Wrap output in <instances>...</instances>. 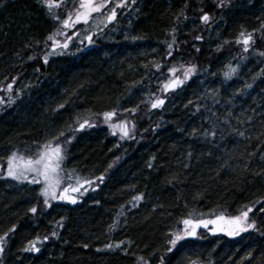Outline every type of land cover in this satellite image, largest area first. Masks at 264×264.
Segmentation results:
<instances>
[{
    "label": "trees",
    "instance_id": "obj_1",
    "mask_svg": "<svg viewBox=\"0 0 264 264\" xmlns=\"http://www.w3.org/2000/svg\"><path fill=\"white\" fill-rule=\"evenodd\" d=\"M127 2L99 32L79 22L63 35L40 0L0 4V234L8 232L0 264H264V0ZM77 4L62 0L53 12L63 19ZM202 11L213 20L200 21ZM75 28L68 49L45 61L49 33L63 39ZM241 30H255L248 50L235 42ZM189 63L195 71L165 92L164 81ZM157 96L164 103L152 107ZM77 117L89 124L76 128ZM121 119L127 136L111 130ZM58 131L73 136L61 168L89 183L75 202L44 206L40 182L4 176V158L13 149L34 154ZM249 203L256 228L234 236L198 230L169 243L189 214L235 215ZM38 234L48 239L38 251L26 248Z\"/></svg>",
    "mask_w": 264,
    "mask_h": 264
},
{
    "label": "snow or ice",
    "instance_id": "obj_2",
    "mask_svg": "<svg viewBox=\"0 0 264 264\" xmlns=\"http://www.w3.org/2000/svg\"><path fill=\"white\" fill-rule=\"evenodd\" d=\"M4 0H0L2 4ZM226 0H217V7H221ZM40 3L45 7V10L49 12L50 15L56 20L59 21V24L63 26L60 35H63L64 31H67L69 28H73L75 24L79 22H84L85 25L91 23L92 31L99 32V24H108L110 21H113L117 16L118 8L127 10L132 7L131 3H128L127 0H79L77 6L67 12L63 19L53 12V9L59 7L62 3V0H40ZM187 5V0H185V6ZM182 13H177L181 15ZM199 20L207 24L208 21L213 20V15L209 11H202L199 16ZM79 28L75 30L63 39H57L54 33H49L48 39L51 40L49 52L43 54V59L48 60L50 54H54L56 51H63L68 49L69 43L73 36L79 32ZM92 31L87 33L89 40L92 37ZM173 33L176 32V28L171 29ZM253 31L249 30L246 34L243 30L234 38L237 44L242 43L244 50H248L251 47V43L254 42ZM197 40L202 39L201 36L195 37ZM173 40L176 39L175 36L172 37ZM178 46V45H177ZM173 44L168 43L167 48L171 49ZM166 55H171L170 52ZM260 55H264V51L260 52ZM31 58V57H29ZM156 68L160 67V64L155 65ZM183 74L173 75L170 79L164 81V91L167 92L170 89H175L179 84H182L185 79H187L193 71L196 69L195 64L182 65ZM230 71L225 72V76H229L232 71H235L237 65L231 64L228 66ZM168 73L175 74L177 68L175 66L167 68ZM5 85L0 84V88H4ZM7 90H9L8 102L15 99L14 96L10 95V90L13 88L11 82L6 85ZM19 93L20 89L15 90ZM239 91V89H237ZM0 101H3V97H0ZM164 103L163 96H157L155 99L150 101L152 107H156ZM57 107H60L58 105ZM121 111H127L126 109H121ZM132 112L136 111V108H131ZM116 109L107 110L103 112L105 118H111L114 116ZM251 119V117H249ZM78 122L76 123V128H83L89 124L88 119H81L77 117ZM92 123H95L93 120ZM111 130L116 132L119 128L120 133L123 136L129 134V126L125 119L117 120L115 123L110 124ZM193 133L196 132V129L192 130ZM207 134V133H206ZM241 135L244 133L241 132ZM61 138V140H58ZM73 138L72 135H68L64 138V132L58 131L55 136H50L47 140H44L42 144L38 145L37 151L34 154L25 155L22 152H18L13 149L4 159L6 160V170L2 172L4 176L14 177L16 180H28V181H39L40 187L38 189L39 194L43 196V205L47 206L50 203V200H66L75 202L80 198L82 191L81 185L88 184L89 181L83 179L79 175L73 174V170H68V173L65 174L64 170L61 168V163L64 160L65 150L64 146L68 141H71ZM62 141V142H61ZM264 156V153H261ZM247 167V165H245ZM101 177L103 173L100 174ZM91 179L95 180L96 177ZM141 198V194L137 193L136 197L133 199ZM260 201H264V196L259 198ZM256 207L254 204H247L244 206L242 211H239L235 215H225L224 212H220L218 215H213L211 218L205 219H191L189 217L183 218L184 230L180 233H173L172 239L169 241L170 244H175L180 236L196 235V229L199 225L208 227L209 224H212L213 227L208 228L210 232H225L229 236L237 235L238 232L245 231L248 229H253L257 227V221L250 217V212L253 208ZM29 211L35 213L37 212V205L33 204ZM264 214V209L260 210ZM64 217H60L59 221H63ZM59 221H53V224L59 223ZM16 225H11V229H15ZM11 229L9 231H11ZM259 230V229H257ZM169 231H172L171 229ZM51 235H56V232H52ZM8 236V232L0 234V252L4 250L5 240ZM48 236L36 235L32 239L26 242V248H30L32 251H38V242L42 240H47ZM123 243V241L117 240L115 245L111 242L104 245V247H116ZM87 247V245H85ZM127 251V249H121ZM246 255H251V252ZM142 259V258H141Z\"/></svg>",
    "mask_w": 264,
    "mask_h": 264
},
{
    "label": "water",
    "instance_id": "obj_3",
    "mask_svg": "<svg viewBox=\"0 0 264 264\" xmlns=\"http://www.w3.org/2000/svg\"><path fill=\"white\" fill-rule=\"evenodd\" d=\"M210 227H213V225L212 224H209L208 225V227L206 228V227H204L203 225H199L198 227H197V229H201V230H208V228H210ZM196 229V230H197ZM210 232V231H209ZM210 233H212V234H220L221 232H210ZM225 233V232H224ZM190 237H193V235H189Z\"/></svg>",
    "mask_w": 264,
    "mask_h": 264
},
{
    "label": "rangeland",
    "instance_id": "obj_4",
    "mask_svg": "<svg viewBox=\"0 0 264 264\" xmlns=\"http://www.w3.org/2000/svg\"><path fill=\"white\" fill-rule=\"evenodd\" d=\"M71 2H73L74 0H70ZM75 1H77V2H79V0H75ZM138 2H139V0H138ZM134 4H136V5H138V3L137 2H135ZM117 18V16L115 17V19ZM117 30L118 29H116L115 30V32H117ZM67 173H68V170H67ZM73 174H75V175H79V172H73ZM80 176V175H79ZM14 178V177H13ZM60 201H63V202H65V203H68V202H72V201H66V200H60ZM184 230V229H183ZM239 233V232H238Z\"/></svg>",
    "mask_w": 264,
    "mask_h": 264
},
{
    "label": "bare ground",
    "instance_id": "obj_5",
    "mask_svg": "<svg viewBox=\"0 0 264 264\" xmlns=\"http://www.w3.org/2000/svg\"><path fill=\"white\" fill-rule=\"evenodd\" d=\"M201 231H204V232H207V233H209V234H212V233H210L208 230H201ZM195 236V235H194ZM193 236V237H194ZM190 237V236H189ZM193 237H190V238H193Z\"/></svg>",
    "mask_w": 264,
    "mask_h": 264
}]
</instances>
